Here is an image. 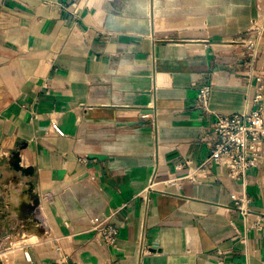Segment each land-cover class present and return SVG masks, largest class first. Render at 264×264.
Instances as JSON below:
<instances>
[{
  "label": "crops",
  "instance_id": "obj_1",
  "mask_svg": "<svg viewBox=\"0 0 264 264\" xmlns=\"http://www.w3.org/2000/svg\"><path fill=\"white\" fill-rule=\"evenodd\" d=\"M262 9L264 0H0V264H264V160L247 171L246 215L223 168L163 183L185 174L180 159L207 154L216 114L264 106L256 78L236 66ZM259 51L254 71L264 70V39ZM24 188L36 198L27 222L10 205ZM96 220L116 227L113 245ZM30 235L44 240L12 245Z\"/></svg>",
  "mask_w": 264,
  "mask_h": 264
},
{
  "label": "built area",
  "instance_id": "obj_2",
  "mask_svg": "<svg viewBox=\"0 0 264 264\" xmlns=\"http://www.w3.org/2000/svg\"><path fill=\"white\" fill-rule=\"evenodd\" d=\"M252 29L244 35L240 43L243 47V61L238 63L237 70L247 78L254 76L258 81L257 96L255 101L259 102L264 91V70L256 71V64L261 60L259 46L264 39V9H262L255 21ZM212 87L206 82L197 91V102L207 109ZM149 124L152 126L153 137L157 149V123L156 116H149ZM52 129L57 135H63L61 129L52 124ZM208 152L198 164H193L189 158H182L174 165L176 171L185 170L182 176H174L163 180L167 185H178L182 179L190 182L197 180L198 175L213 167L223 168L226 175L239 182L241 192L233 199L235 208L242 214L249 213L248 203L250 197L244 192L243 186L248 181L247 171L254 167H259L264 160V106L259 103L255 109L242 112L216 114L215 120L210 125L209 138L206 141ZM153 179L148 189L151 188ZM94 225L104 243L113 245L116 241V227L106 221H94ZM259 221L250 225L259 227Z\"/></svg>",
  "mask_w": 264,
  "mask_h": 264
},
{
  "label": "bare ground",
  "instance_id": "obj_3",
  "mask_svg": "<svg viewBox=\"0 0 264 264\" xmlns=\"http://www.w3.org/2000/svg\"><path fill=\"white\" fill-rule=\"evenodd\" d=\"M15 164V163H14ZM15 168H17V166L15 165L14 166ZM27 187V186H26ZM29 188V187H28ZM34 193V192H33ZM28 195L29 196H33V194H32V192H31V190L30 189H26V188H24L23 190H22V192H17L16 194H14L13 193V195L11 196V203H10V205H11V208H12V211L17 215V216H19L20 217V219L19 220H25V222H27L28 220H27V218H28V211L30 210V207L28 206V201H27V199H29V198H27L28 197ZM36 196V195H35ZM33 198H34V196H33ZM34 199H36V198H34ZM83 200V199H82ZM36 201V200H35ZM32 204H34V203H32ZM80 204V203H79ZM83 204V203H82ZM87 205H89V204H87ZM28 206V207H27ZM79 206V205H78ZM82 206V205H81ZM85 208V207H84ZM31 209H34V208H32L31 207ZM36 209V208H35ZM34 211V210H33ZM32 214V213H31ZM31 217V216H30ZM29 219V218H28ZM32 220V219H31ZM34 221V220H33ZM32 222V221H31ZM36 222V221H35ZM21 223V222H20ZM26 224V223H25ZM33 224V223H32ZM37 224V226H38V223H36ZM30 225V224H29ZM34 226H36L35 224H34ZM36 226V227H37ZM30 227H32V226H30ZM33 229V228H32ZM31 229V230H32Z\"/></svg>",
  "mask_w": 264,
  "mask_h": 264
},
{
  "label": "rangeland",
  "instance_id": "obj_4",
  "mask_svg": "<svg viewBox=\"0 0 264 264\" xmlns=\"http://www.w3.org/2000/svg\"><path fill=\"white\" fill-rule=\"evenodd\" d=\"M43 238L44 237H42V236L41 237H38V236L33 237V235H30L29 237H23V238H21L19 240L14 241L12 245L13 246H17L22 241H26V242H39V241H43L44 240ZM46 242H49V241L46 240ZM0 256H2V258H5V254L0 253Z\"/></svg>",
  "mask_w": 264,
  "mask_h": 264
},
{
  "label": "water",
  "instance_id": "obj_5",
  "mask_svg": "<svg viewBox=\"0 0 264 264\" xmlns=\"http://www.w3.org/2000/svg\"><path fill=\"white\" fill-rule=\"evenodd\" d=\"M19 159V157L17 156V155H14L13 157H12V163L13 162H15V161H17ZM26 171H29V169H27ZM38 207V202H37V206H36V208ZM36 210V209H35ZM34 210V211H35Z\"/></svg>",
  "mask_w": 264,
  "mask_h": 264
}]
</instances>
